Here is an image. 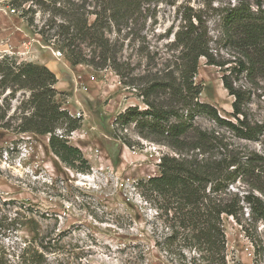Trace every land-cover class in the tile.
Returning a JSON list of instances; mask_svg holds the SVG:
<instances>
[{"label":"rangeland","instance_id":"obj_1","mask_svg":"<svg viewBox=\"0 0 264 264\" xmlns=\"http://www.w3.org/2000/svg\"><path fill=\"white\" fill-rule=\"evenodd\" d=\"M24 1L0 0V60L42 65L55 75L61 110L79 120L68 144L80 150L87 165L77 162L70 168L52 153L48 136L15 131L28 92L9 95L7 90L0 95L5 111L0 122V264H178L174 255L161 250L169 224L143 200L139 186L159 175L163 155H176L163 144L141 138L135 123L122 129L114 121L128 108L146 110L140 89L176 78L182 62L175 36L186 20L194 23L198 17L207 33L208 53L220 65L198 60L194 83L202 90L199 102L235 123L234 99L221 80L227 76L244 92L248 121L258 127L251 140L225 136L236 150L264 158V65L249 79L245 71L239 72L242 57L222 21L232 8L258 15L264 0H133L139 8L136 15L120 32L113 29L107 35L116 62L100 67L73 66L53 43L56 26H45L52 16L48 8L68 0ZM70 1L85 13L99 9L90 0ZM25 19H32L33 26ZM93 20L88 16V23ZM39 30L45 31L47 43ZM91 49L81 46L87 60L100 64L101 51ZM194 124L224 132L205 113ZM248 187L237 181L233 191L242 196ZM247 214L244 210L245 219ZM222 225L227 264H264L262 221L243 222L242 227L223 216Z\"/></svg>","mask_w":264,"mask_h":264},{"label":"trees","instance_id":"obj_2","mask_svg":"<svg viewBox=\"0 0 264 264\" xmlns=\"http://www.w3.org/2000/svg\"><path fill=\"white\" fill-rule=\"evenodd\" d=\"M90 2L99 9L85 13L73 1H60L59 6L54 2V8H48L52 16L45 26L47 30L56 26L53 43L73 66L115 64V50L110 49L107 35L113 29L120 32L126 27L139 8H134L133 0ZM259 12L255 15L248 8H232L222 20L225 34L229 41L236 42L235 48L242 57L239 72L245 71L248 79L264 65V11ZM90 15L94 17L92 23H88ZM195 21L186 20L183 30L175 36L182 62L176 78L153 81L140 89L146 110L128 108L116 117L114 125L123 129L135 123L141 138L163 144L176 155H163L158 164L159 175L139 184L143 200L153 205L169 224L170 234L160 244L161 250L174 255L178 264H227L222 217H231L242 227L243 222L264 223V158L236 150L225 136L228 133L236 139L251 140L258 127L248 121L244 92L234 88L227 76L221 80L234 99L231 117L235 123L221 118L212 106L199 102L202 90L194 83L198 60L204 58L209 66L220 65L208 53L207 33L200 18ZM25 22L33 26L32 19ZM38 33L47 43L45 31ZM83 45L93 48L92 53L101 51L97 56L100 64L85 58ZM56 82L55 75L45 66L18 63L8 57L0 60V95L7 90L9 95L29 93L15 131L48 136L50 150L62 163L70 168L77 162L86 166L80 150L68 144L67 137L79 128V120L61 110L56 100ZM204 113L217 130L224 132L197 127L195 118ZM4 115L0 108V122ZM237 181L249 186L242 196L233 191ZM244 210L248 211L246 219Z\"/></svg>","mask_w":264,"mask_h":264},{"label":"bare ground","instance_id":"obj_3","mask_svg":"<svg viewBox=\"0 0 264 264\" xmlns=\"http://www.w3.org/2000/svg\"><path fill=\"white\" fill-rule=\"evenodd\" d=\"M201 65V64H200ZM158 163V161L156 160L155 164Z\"/></svg>","mask_w":264,"mask_h":264}]
</instances>
